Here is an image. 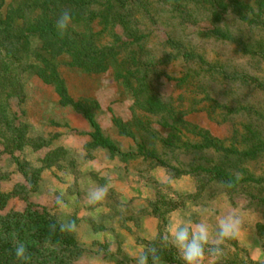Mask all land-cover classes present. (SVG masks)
Segmentation results:
<instances>
[{"label":"trees","instance_id":"trees-1","mask_svg":"<svg viewBox=\"0 0 264 264\" xmlns=\"http://www.w3.org/2000/svg\"><path fill=\"white\" fill-rule=\"evenodd\" d=\"M65 8L73 13V25L61 36L55 21ZM212 45L226 47L233 59L210 55ZM176 61L178 75L164 68ZM63 70L110 72L120 93L130 98L129 116L111 117L127 149L103 131L94 96L69 93ZM27 76L51 86L59 104L90 127L84 145L90 157L103 149L124 163L162 168L170 178H194L195 191L175 197L157 183L147 207L121 216L128 230L126 220L138 225L144 215L157 219L158 235L145 241L144 251L157 247L162 262L184 264L161 238L167 214L187 199L201 201L221 191L232 201L242 198L252 208H264V0H0L1 152L33 191L40 169L27 168L16 152L40 150L50 142L30 135L17 110ZM64 152L49 149L43 167L61 168ZM16 195L0 190V264H76L83 253L76 231H51L60 218L40 203L8 210ZM89 222L94 230L107 229ZM255 230L264 249V221ZM16 240L27 245V261L16 260ZM218 264L264 263L242 255L232 239Z\"/></svg>","mask_w":264,"mask_h":264},{"label":"rangeland","instance_id":"rangeland-1","mask_svg":"<svg viewBox=\"0 0 264 264\" xmlns=\"http://www.w3.org/2000/svg\"><path fill=\"white\" fill-rule=\"evenodd\" d=\"M156 39H153L154 43ZM208 50L210 55L220 59H233L226 47L212 45ZM238 62H241L240 59L235 60V63ZM164 68L175 75L180 70L177 61ZM63 76L72 96L89 95L97 99L100 105V126L105 133L119 141L122 149H127L129 143L116 134L111 117L118 115L127 118L130 98L120 93L110 72L88 75L63 70ZM23 91L25 98L17 106V110L22 111L19 115L27 122L28 133L32 136L41 135L50 144L40 150L27 147L16 152L21 160L27 161V168L40 169L37 187L33 191L27 190V181L17 171L11 157L1 152L0 146V175H4V178H0V190L14 191L17 194L10 199L7 209L20 210L29 201L47 206L60 219L76 218V234L83 248L76 264H136L135 257L144 252L145 241L158 235V222L155 217L144 215L138 225L126 220V225L130 228L128 230L121 226V216L147 207L155 197L157 183L162 184L163 192L175 197L194 192V178L190 175L170 178L162 168H147L138 161L124 163L110 157L103 149L91 151L90 157L84 147L90 139V127L77 113L59 104L51 86L43 84L34 76H27ZM178 92L179 90L174 91V95ZM213 130L224 133L223 129ZM57 147L65 150L62 167H43L42 157L49 149ZM109 182L111 187L107 198L96 206H89L86 193ZM61 196L66 204L64 208L55 203L57 197ZM233 211L241 219L240 231L235 238L241 254L264 263V249L255 230V224L264 221V208H252L242 198L232 201L221 191L201 201L187 199L183 206L168 213L162 236L173 220L206 217L214 229L220 216ZM89 220L96 224L103 223L107 229L94 230Z\"/></svg>","mask_w":264,"mask_h":264},{"label":"clouds","instance_id":"clouds-1","mask_svg":"<svg viewBox=\"0 0 264 264\" xmlns=\"http://www.w3.org/2000/svg\"><path fill=\"white\" fill-rule=\"evenodd\" d=\"M73 25V13L70 9H62L56 18L55 27L61 36L65 35ZM225 187H231L225 184ZM110 182L99 185L86 193V202L89 206L102 203L108 196ZM57 206L66 207L63 197H57ZM51 231L73 233L77 229L76 222L70 219H59L51 226ZM241 219L233 211L220 216L216 220L215 228L210 225L206 217L197 220H173L167 232L162 236V246L175 248L184 264H218L223 255V246L227 241L235 239L240 231ZM160 250L149 247L135 257L136 264H162ZM13 254L17 261H27L30 258L27 245L16 240L13 242Z\"/></svg>","mask_w":264,"mask_h":264}]
</instances>
